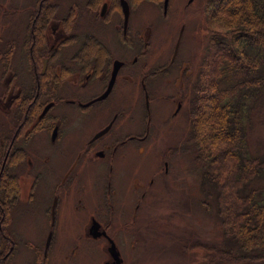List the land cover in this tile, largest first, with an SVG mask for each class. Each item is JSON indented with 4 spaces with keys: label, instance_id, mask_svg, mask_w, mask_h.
I'll return each mask as SVG.
<instances>
[{
    "label": "flooded vegetation",
    "instance_id": "obj_1",
    "mask_svg": "<svg viewBox=\"0 0 264 264\" xmlns=\"http://www.w3.org/2000/svg\"><path fill=\"white\" fill-rule=\"evenodd\" d=\"M142 1L152 9V18L173 15L171 0L167 5L165 0L1 3L4 8L2 11L0 7V11L4 15L18 18L8 21L14 29L10 32L9 48L6 50L5 42L0 46V255L3 244L9 245L8 252L0 258L4 264L9 263L13 251L14 240L9 229L13 204L30 198L41 177L48 179L52 174L56 177L52 188L55 200L61 195L85 194V182L90 175H97L101 185L86 236L106 239L102 234L108 236V223L104 225L100 218L112 209L113 198L117 196L116 175L130 168L129 160L140 156L148 145L151 103L165 100L172 103L171 120L182 111L188 98L190 71L186 61L176 58L185 26L178 32L168 61L145 62L151 49L150 26L142 28L139 10V16L135 14ZM181 1L186 11L196 5L195 13L204 12L201 0ZM16 22L22 24V31H15ZM20 35L24 41L17 48L14 40ZM17 50L23 54L17 55ZM124 99L143 103L144 127H138L130 111L120 105ZM63 104L78 108L80 116H103L106 120L75 146L70 159L59 170L46 172L48 161L42 143L54 152V147L66 138L65 129L60 131L64 116L58 106ZM48 105L51 107L43 114ZM164 166L167 173L166 161ZM132 168L135 170V166ZM25 178L30 179V184L24 198L21 182ZM138 188L133 185V198ZM93 226L100 234L97 238L91 235ZM46 247L48 250L49 243ZM47 250L43 259H47ZM105 264L114 263L110 258Z\"/></svg>",
    "mask_w": 264,
    "mask_h": 264
},
{
    "label": "rangeland",
    "instance_id": "obj_2",
    "mask_svg": "<svg viewBox=\"0 0 264 264\" xmlns=\"http://www.w3.org/2000/svg\"><path fill=\"white\" fill-rule=\"evenodd\" d=\"M8 1L0 0L2 11L4 6L1 3ZM208 1L201 0V6L204 7L202 14L194 12L196 5L186 11L181 0H171L170 12L173 15L169 14L163 19L157 15L152 18L153 11L144 1L141 2L140 9L135 11L138 15L139 10L142 28L150 26L151 49L145 62L153 63L161 59L162 62L165 59L168 61L173 54L178 32L182 25L185 26L176 59L189 64L190 78L188 98L176 119L171 120L174 110L172 103L166 100L151 103L149 138L146 141H149L148 145L140 156L129 160L130 168L116 175L117 196L113 198L112 209L109 208L107 214L100 218L104 225L108 223V236L114 241L123 264H221L216 258L215 249L226 251L225 248H229L226 245L228 242L223 238L217 215L216 192L209 184H203L202 164L198 162L191 143H187L193 86L206 55L211 31L207 28L205 15ZM2 11L0 46L5 42L7 50L11 41L10 32L14 30L9 27L8 21L18 18H14L17 17L15 15L11 19ZM211 28L213 29L212 26ZM21 29L22 24L16 22L15 31ZM14 41L15 46L20 48L24 37L20 35ZM16 53L23 54L21 50ZM139 62L142 63L143 60ZM227 84L228 80L220 81V86ZM136 102L124 99L120 105L124 110L130 111L138 127H144L143 103L141 105ZM58 108L64 116L60 131L65 129L66 138L54 147V152H51L52 148L45 142L42 143V151L48 161L46 172L59 170L70 159L75 146L105 119L103 116H80L78 108L71 105L63 104ZM255 108L249 114L252 122L247 129V144L252 154L264 155V101ZM42 140L47 141L46 138ZM165 161L168 164L167 173ZM40 180L36 191L26 199L30 179H22V196L25 199L14 203L11 210L9 229L14 244L8 264H33L34 261L40 264L109 262L110 257L106 252L108 241L86 236L91 211L97 202V189L101 185L97 175H90L85 182V194L61 195L56 200L52 190L56 177L52 174L48 179L41 177ZM261 184V181H256L254 188ZM133 185L139 186L136 198L131 194ZM49 235L51 237L47 250ZM3 245L0 258L9 250L6 242ZM46 250L48 256L43 259L42 255ZM236 260H228L230 262L224 264H249ZM1 263L4 264L0 260Z\"/></svg>",
    "mask_w": 264,
    "mask_h": 264
},
{
    "label": "trees",
    "instance_id": "obj_3",
    "mask_svg": "<svg viewBox=\"0 0 264 264\" xmlns=\"http://www.w3.org/2000/svg\"><path fill=\"white\" fill-rule=\"evenodd\" d=\"M205 15L211 31L193 86L187 143L202 164L203 184L216 192L229 246L215 249L216 258L264 264V155L247 144L250 111L264 101V0H209ZM256 181L262 184L254 188ZM13 189L15 199V182Z\"/></svg>",
    "mask_w": 264,
    "mask_h": 264
},
{
    "label": "water",
    "instance_id": "obj_4",
    "mask_svg": "<svg viewBox=\"0 0 264 264\" xmlns=\"http://www.w3.org/2000/svg\"><path fill=\"white\" fill-rule=\"evenodd\" d=\"M167 3H168V0H165V5H167ZM178 45H179V42H178V44H177V47H178ZM50 107H51V105H48V106L45 108L43 114L46 113ZM52 209H53V210H52V216H53V215H54V208H52ZM91 235H92V237H94V238L99 237L100 234L97 233V227H96V226H93V227L91 228ZM102 235H103V236L107 239V241H108L107 252H108L110 258L112 259V262H113L114 264H123L122 258L120 257V253H119V251H118V249H117V247H116L114 241H113L111 238H109L105 233H103ZM50 237H51V235H49L48 243H49V241H50ZM48 243H47V244H48Z\"/></svg>",
    "mask_w": 264,
    "mask_h": 264
}]
</instances>
